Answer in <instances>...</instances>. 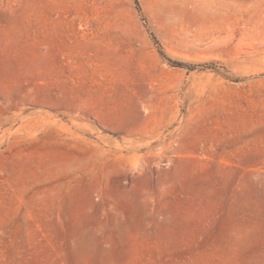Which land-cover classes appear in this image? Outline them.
I'll use <instances>...</instances> for the list:
<instances>
[{
	"label": "rangeland",
	"instance_id": "obj_1",
	"mask_svg": "<svg viewBox=\"0 0 264 264\" xmlns=\"http://www.w3.org/2000/svg\"><path fill=\"white\" fill-rule=\"evenodd\" d=\"M0 264H264V0H0Z\"/></svg>",
	"mask_w": 264,
	"mask_h": 264
}]
</instances>
